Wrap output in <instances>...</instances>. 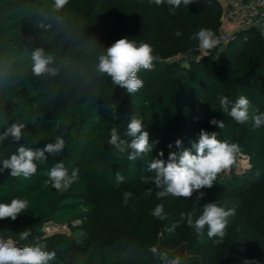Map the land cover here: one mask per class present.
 Masks as SVG:
<instances>
[{
    "label": "trees",
    "instance_id": "1",
    "mask_svg": "<svg viewBox=\"0 0 264 264\" xmlns=\"http://www.w3.org/2000/svg\"><path fill=\"white\" fill-rule=\"evenodd\" d=\"M169 8L149 0H70L56 12L53 0H0V131L13 122L27 125L21 141L9 137L0 144V162L19 144L43 148L56 136L66 140L64 152L46 153L30 179L12 177L10 169L0 172V203L29 201L15 221L0 220V230L15 237L30 229L21 246L46 244L56 252L49 264H159L151 252L156 246L180 264H264V128H254L251 119L264 113L263 39L256 28H247L227 45L202 51L190 37L201 27L222 33L220 2L193 0L175 14ZM124 37L149 43L159 57L152 71L138 74L144 86L132 96L96 71L98 57ZM36 48L54 57L58 75L32 74ZM241 95L251 102L244 124L219 105L220 96L234 102ZM133 116L142 120L150 141H159L137 161L127 159L130 150L121 153L108 143L113 127L131 139L124 132ZM213 118L223 120L224 128L210 124ZM201 129L240 145L229 174L222 172L211 189L189 199L158 200L154 182L142 179L153 175L147 163L161 150L167 159L178 138L191 148ZM238 159L248 163L242 174L236 173ZM62 161L80 174L59 192L44 181ZM117 171L125 177L120 185ZM125 191L133 193L127 204ZM214 202L235 209L219 244L208 238L207 227L201 236L181 221V213L195 210V219ZM159 203L165 219L151 214ZM51 226L68 232L47 234Z\"/></svg>",
    "mask_w": 264,
    "mask_h": 264
},
{
    "label": "clouds",
    "instance_id": "2",
    "mask_svg": "<svg viewBox=\"0 0 264 264\" xmlns=\"http://www.w3.org/2000/svg\"><path fill=\"white\" fill-rule=\"evenodd\" d=\"M70 0H53V9L56 12L63 10ZM156 6H170L169 10L175 14V9L182 4L188 6L193 0H149ZM44 27V25H41ZM175 35L180 37L182 32L176 31ZM198 41L202 50H211L216 47L219 40L215 37L212 29L201 27L190 37ZM159 59L154 54V48L149 43L137 42L128 37L116 40L106 51L98 57L96 71L111 78L114 85L126 90L132 96L139 92L144 81L139 77L143 71H152L155 62ZM32 74L36 77L45 75L56 76L59 69L54 66V57L46 54L43 48H36L31 52ZM250 100L244 96H239L234 102L226 96L219 97L221 111L226 112L238 124H244L249 120ZM253 127L256 129L264 128V113L253 114L251 117ZM210 124L219 129L224 128V121L213 118ZM25 123L13 122L2 131H0V144H3L9 137L11 141L17 143L23 137H26ZM122 138L117 128L110 130V139L108 143L115 147L119 152L124 153L130 150L127 155L129 161H137L144 156L152 153L154 145L159 141H150L149 133L144 130L141 119L133 116L127 124ZM176 151H170L167 159H164V152H158L156 158H152L147 163V171L153 175L144 177L145 183L154 182L156 189V198L162 200L172 196L177 198L189 199L195 192L204 188L211 189L217 177L225 170L230 169L240 153L241 148L238 143H230L226 140L217 138V132H211L201 129L197 141L191 143V148L183 146L182 139H176L174 143ZM66 140L62 136H56L53 143H48L43 148H34L19 144L16 151L9 158L0 162V172L10 169L12 177H23L30 179L38 171V163L46 161V153L57 156L64 152ZM169 149L173 144L168 145ZM194 149V152H193ZM80 169L73 167L69 169L62 162L55 163L47 172L45 185L59 192L66 191L79 179ZM117 185L125 181L124 175L119 171L115 174ZM147 195L152 194V190H147ZM133 196L131 191L123 193V203L127 204ZM203 197L200 193L198 199ZM29 201L25 198H12L10 202L0 203V220L11 219L15 221L17 217L25 213L28 209ZM193 212L181 213V221L186 220L187 225L194 231L203 235L207 227V236L214 239V243L219 244L226 235L227 227L230 223V217L235 215V209L220 206L216 202L208 203L203 206V212L195 219ZM158 219H165L164 204H157L152 213ZM31 235L30 229H24L15 237L10 233L0 230V264H49V261L55 259L56 252L48 250L47 245L37 242L32 245L21 246V241H26ZM39 241V238H36ZM170 264H180V258L176 257Z\"/></svg>",
    "mask_w": 264,
    "mask_h": 264
},
{
    "label": "built area",
    "instance_id": "3",
    "mask_svg": "<svg viewBox=\"0 0 264 264\" xmlns=\"http://www.w3.org/2000/svg\"><path fill=\"white\" fill-rule=\"evenodd\" d=\"M218 2L222 5L224 11L222 19L223 29L221 34L215 35L219 43L213 49L227 45L235 33L247 28H256L264 42V0H248L247 2L241 0H218ZM236 20L240 22L238 23ZM151 252L158 259L159 264H170V261L175 259L170 256L171 252L157 246L152 248Z\"/></svg>",
    "mask_w": 264,
    "mask_h": 264
},
{
    "label": "rangeland",
    "instance_id": "4",
    "mask_svg": "<svg viewBox=\"0 0 264 264\" xmlns=\"http://www.w3.org/2000/svg\"><path fill=\"white\" fill-rule=\"evenodd\" d=\"M236 22L239 23L240 21L236 20ZM236 22H235V24H236ZM247 165H248V163H247L246 159H238L236 173L237 174L244 173L245 170H246ZM224 172L226 174H229L230 169L225 170ZM56 232H68V230H67V227H59V226H51V227L46 228V233L47 234H53V233H56Z\"/></svg>",
    "mask_w": 264,
    "mask_h": 264
}]
</instances>
